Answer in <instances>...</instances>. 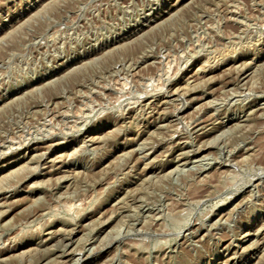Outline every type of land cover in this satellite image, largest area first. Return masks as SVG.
<instances>
[{"label": "rangeland", "instance_id": "obj_1", "mask_svg": "<svg viewBox=\"0 0 264 264\" xmlns=\"http://www.w3.org/2000/svg\"><path fill=\"white\" fill-rule=\"evenodd\" d=\"M0 144V264H264V0H0Z\"/></svg>", "mask_w": 264, "mask_h": 264}, {"label": "bare ground", "instance_id": "obj_2", "mask_svg": "<svg viewBox=\"0 0 264 264\" xmlns=\"http://www.w3.org/2000/svg\"><path fill=\"white\" fill-rule=\"evenodd\" d=\"M50 3H51V1H50ZM178 7V6H177ZM40 11V10H39ZM36 14V13H35ZM232 18V17H231ZM31 19V18H30ZM242 23V22H241ZM106 53V52H105ZM225 54H226V52H225ZM231 56V55H230ZM226 57V56H225ZM232 57V56H231ZM211 58V57H210ZM213 58V57H212ZM220 59V58H219ZM171 60V59H170ZM169 61V60H168ZM176 62V61H175ZM174 62V63H175ZM210 62V61H209ZM173 63V64H174ZM168 64V63H167ZM212 64V63H211ZM250 64V63H249ZM155 65V64H154ZM170 65V64H169ZM145 67V66H144ZM210 68V67H209ZM212 68V67H211ZM207 71H209L208 69H206L205 67L204 68H200V70L198 71V72H196V74L194 75V76H192V81H194V80H196L197 79V77H200L201 75H205V74H207L206 72ZM159 72V71H158ZM229 72V71H228ZM166 73V72H165ZM162 74V73H161ZM151 75V74H150ZM244 75V74H243ZM202 77V76H201ZM206 77V76H205ZM158 79V78H157ZM169 79V78H168ZM191 79V78H190ZM202 79V78H201ZM200 82V81H199ZM190 83H191V80H190ZM196 83V82H195ZM188 86V85H187ZM205 86V85H204ZM164 88V87H163ZM187 88V87H186ZM184 89H185V87H184ZM177 90V89H176ZM178 90H181V89H178ZM174 91V90H173ZM162 92V91H161ZM172 92V91H171ZM179 92H181V91H179ZM186 93V92H185ZM176 94H178V92H175L174 93V95H172V97H175L176 96ZM171 95V94H170ZM169 95V96H170ZM168 97V96H167ZM185 97V96H184ZM169 98V97H168ZM143 99V98H142ZM165 100V99H164ZM143 101V100H142ZM163 101V100H162ZM171 101V100H170ZM167 104V103H170V102H163V104ZM181 103V102H180ZM213 103V102H212ZM213 105V104H212ZM161 106V105H160ZM130 107V106H129ZM205 107V106H204ZM53 109V108H52ZM258 110V109H257ZM260 110V109H259ZM259 110H258V112H259ZM263 110V109H262ZM37 111V110H36ZM251 111V110H250ZM255 112V111H254ZM257 112V111H256ZM260 112H261V110H260ZM196 113V112H195ZM216 113V112H215ZM64 114V113H63ZM68 114V113H67ZM255 114V113H254ZM253 114V115H254ZM258 114V113H257ZM215 115V114H214ZM197 116V115H196ZM54 119V118H53ZM247 120L249 119L248 117L246 118ZM51 120V119H50ZM201 122V121H200ZM130 125V124H129ZM172 125V124H171ZM39 128V127H38ZM50 129V128H49ZM40 130V129H39ZM43 130V129H42ZM56 132V131H55ZM53 133V132H52ZM172 133V132H171ZM177 134V133H176ZM221 134V133H220ZM207 135V134H206ZM42 136V135H41ZM220 139V138H219ZM12 140V139H11ZM16 141H18V140H16ZM95 142V141H94ZM179 143V142H178ZM1 145V144H0ZM184 144H182V146H183ZM186 146V145H185ZM188 146V145H187ZM141 149V148H140ZM142 150V149H141ZM76 151V150H75ZM143 151V150H142ZM2 152V151H1ZM142 153V152H141ZM147 154V153H146ZM148 155V154H147ZM74 156V155H73ZM228 157V156H227ZM260 157V156H259ZM53 159V158H52ZM156 159V158H155ZM154 159V160H155ZM62 160V159H61ZM153 160V159H152ZM42 162V161H41ZM54 162H56V163H58V161L57 160H54ZM150 162V161H149ZM235 164V163H234ZM52 165V164H51ZM25 166V165H24ZM27 166V165H26ZM26 168V167H25ZM51 169V168H50ZM178 169V168H177ZM24 170V169H23ZM27 170V169H26ZM130 170V169H129ZM20 172V171H19ZM200 172V171H199ZM47 173V172H46ZM197 173V172H196ZM88 174V173H87ZM179 174V173H178ZM19 175V174H18ZM69 175V174H68ZM163 175V174H162ZM166 175V174H165ZM14 176V175H13ZM116 176V175H115ZM8 177V176H7ZM10 177V176H9ZM67 177V176H66ZM113 177V176H112ZM6 178V177H5ZM4 178V179H5ZM64 179V178H63ZM212 179V178H211ZM16 180V179H15ZM213 181V180H212ZM214 182V181H213ZM204 187V186H203ZM194 193V192H193ZM45 194V193H44ZM78 194V193H77ZM202 194V193H201ZM83 200V199H82ZM38 202V201H37ZM67 202V201H66ZM72 202V201H71ZM62 203V202H61ZM4 204V203H3ZM73 204V203H72ZM69 205V204H68ZM66 206H67V204H66ZM72 206H74V205H72ZM83 206V205H82ZM119 207V206H118ZM72 208V207H71ZM135 208V207H134ZM69 209H70V207H69ZM72 209H74V208H72ZM133 209V208H132ZM71 211V210H70ZM44 212V211H43ZM1 213V212H0ZM111 214V213H110ZM1 215V214H0ZM102 215V214H101ZM199 229V228H198ZM197 232V231H196ZM250 233V232H249ZM54 235V234H53ZM55 235H57L56 233H55ZM70 235V234H69ZM74 235H75V233H73L72 232V235H71V238L70 239H72V237H74ZM112 235V234H111ZM67 236V235H66ZM56 237V236H55ZM68 237V236H67ZM249 237V235L247 234L246 235V238H248ZM52 238V237H51ZM54 238V237H53ZM8 239V238H7ZM69 239V240H70ZM47 242V241H46ZM71 243H73V242H71ZM264 244V243H263ZM262 247V246H261ZM10 249V248H9ZM260 250V249H259ZM29 252V251H28ZM64 254V253H63ZM90 254V253H89ZM65 255V254H64ZM63 256V255H62ZM52 257V256H51ZM233 258V257H232ZM232 258H230V259H232ZM229 259V260H230ZM231 261V260H230ZM229 262V261H228ZM227 263V262H226Z\"/></svg>", "mask_w": 264, "mask_h": 264}]
</instances>
